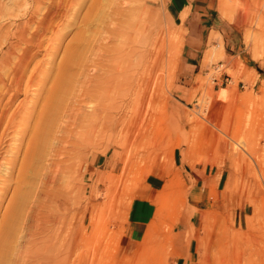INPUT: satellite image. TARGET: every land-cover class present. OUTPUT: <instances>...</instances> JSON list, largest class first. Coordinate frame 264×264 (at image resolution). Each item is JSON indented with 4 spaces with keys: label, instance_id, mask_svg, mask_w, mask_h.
<instances>
[{
    "label": "rangeland",
    "instance_id": "374dc122",
    "mask_svg": "<svg viewBox=\"0 0 264 264\" xmlns=\"http://www.w3.org/2000/svg\"><path fill=\"white\" fill-rule=\"evenodd\" d=\"M263 14L264 0H217L215 27L191 44L166 0H0V74L14 48L33 52L30 89L0 82V237L16 217L0 264H264ZM98 62L120 84L117 99L103 85L106 119L117 114L61 157L50 137L20 188L56 76L78 79L64 83L70 106Z\"/></svg>",
    "mask_w": 264,
    "mask_h": 264
},
{
    "label": "bare ground",
    "instance_id": "6f19581e",
    "mask_svg": "<svg viewBox=\"0 0 264 264\" xmlns=\"http://www.w3.org/2000/svg\"><path fill=\"white\" fill-rule=\"evenodd\" d=\"M121 2V1H120ZM120 2H118L117 4H119ZM116 4V5H117ZM127 5V4H126ZM117 12V11H116ZM115 15V13H114ZM118 15V14H117ZM112 16V15H110ZM261 16V15H260ZM264 16V14L262 15ZM112 18V17H111ZM116 19V18H115ZM119 19V18H118ZM258 19V18H257ZM109 20V19H108ZM112 20V19H110ZM119 21V20H118ZM113 22V21H112ZM41 26V25H40ZM38 33V32H37ZM36 33V34H37ZM113 35V37H116V29L111 31L110 35ZM127 34V33H126ZM108 35V34H107ZM24 39V37H22ZM30 38V37H29ZM28 38V39H29ZM42 37L38 38V35H35L31 38V40H29L26 44L31 48H38L41 47L42 45ZM101 38V37H100ZM27 40V39H26ZM100 40V39H99ZM26 42V41H25ZM24 42V43H25ZM76 42V41H75ZM81 42V41H80ZM100 42V41H99ZM22 43V42H21ZM135 44V43H134ZM17 46V45H16ZM97 46V45H96ZM95 47V46H94ZM106 48V47H105ZM105 48L99 44L97 47V52L94 53L96 55V59L98 58V61H101L102 56H101V51L102 49L105 50ZM76 49V48H75ZM81 49V48H80ZM95 50V49H93ZM9 51V50H8ZM160 52V51H159ZM163 52V51H161ZM69 53V50H68ZM82 53V51H81ZM93 52H91L92 54ZM32 50L29 49L28 47L26 49H24L21 54L18 56H16V52H15V48L10 51V53L8 54V58H4L5 60H3L4 65H8L11 64L10 62L12 61L11 59L14 58L16 61L14 62V71L11 75V77H9V73L8 75H4L0 76V82H2L1 80H3L5 77L10 78L11 82H10V86L11 89L13 90H17L20 89V87L22 86V84L24 82H26L25 79H28V81L26 82V86L25 88L30 89V84L32 82V76H27V69L29 68V64L30 61L32 59ZM71 54V53H69ZM159 55V53H158ZM161 55V53H160ZM165 55V54H164ZM71 56V55H70ZM127 56V55H126ZM10 57V58H9ZM164 57V56H163ZM73 58V57H72ZM2 60V59H1ZM115 60V59H114ZM113 60V61H114ZM162 60V59H161ZM160 60V62H161ZM66 61H64V63L62 64L61 67H64ZM77 62V61H76ZM112 62V61H111ZM75 63V62H74ZM73 63V64H74ZM67 64V63H66ZM72 64V63H71ZM160 64V63H159ZM68 65V64H67ZM66 65V66H67ZM149 65V64H148ZM74 66V65H72ZM71 66V67H72ZM77 66V65H75ZM74 66V67H75ZM150 66V65H149ZM5 68V67H4ZM12 68V67H10ZM96 68L98 69V75H95V77L93 76L92 78L90 76L85 75L82 78L83 81L81 82V86L78 89V92L74 95L73 99L74 102L72 101V105L68 106L64 105V97L68 96V92L65 88L64 84L65 82H71L73 80V78L68 79L65 77V71H61L60 73H58V75L55 78L54 83L51 85V88L48 91V96L46 99H44V103L42 105V109L39 113V117L37 119L36 122V126H35V133L34 137L32 139V146L30 149V153L28 156V162L26 164H24V172H22L20 178L18 177V185L21 186L25 185L26 182H28L29 178L27 177V173L29 172L28 167L32 165V163H34L35 161H38V159H40L41 155H42V150L45 146H47L49 143V138L54 136V135H59L58 139H55V143L52 144L51 148L53 152V156L54 157H61L63 155H66L67 153H69L68 150V146H66L67 144H70L71 139L74 137V135L77 133L78 134V130L79 129H84L83 130V134L82 135H88V134H93L94 136L98 137L100 136V138L102 137L104 130L107 125V122L112 121L113 118L115 117L114 114H117V111H110L109 115H108V119H106V104H104V95L105 93H107L106 91L104 92L103 88H104V84L107 83L106 79L102 78V74L100 73L102 70V64L98 62V64H96ZM61 69V68H60ZM72 69V68H71ZM125 69V68H124ZM8 70V69H7ZM65 70H67V68L65 67ZM3 71V70H2ZM11 71V70H10ZM32 71V70H31ZM157 71V70H156ZM68 72V71H67ZM70 72V71H69ZM1 73V72H0ZM6 73V72H5ZM11 73V72H10ZM31 73V72H30ZM75 74V72H73ZM119 73V72H118ZM147 73V72H145ZM33 74V72H32ZM71 74V73H70ZM72 74V75H74ZM120 74V73H119ZM148 74V73H147ZM150 74V73H149ZM110 75V74H109ZM122 75V74H120ZM71 76V75H70ZM76 76V74H75ZM78 76V75H77ZM105 76V75H104ZM103 76V77H104ZM115 76V75H114ZM35 77V76H34ZM87 77H90V79L88 80ZM111 77V75H110ZM159 77V76H158ZM38 78V77H37ZM76 78V77H74ZM144 78V77H143ZM147 78V76H146ZM87 79V80H85ZM117 79L115 78H111L109 80V82L111 84L114 85V87L109 90V94L111 95V97L116 98L117 95V91H118V87L119 86L116 84ZM120 79V78H119ZM157 79V78H156ZM6 80V79H5ZM78 80V79H77ZM73 82L76 83V81ZM7 81V80H6ZM119 81V80H118ZM143 81V80H142ZM148 81V80H147ZM34 82V81H33ZM94 82V83H93ZM108 82V83H109ZM149 81L147 83V88L150 85ZM94 85V88L91 87V84ZM107 83V84H108ZM118 83V82H117ZM33 84V83H32ZM70 84V83H69ZM125 84V83H124ZM123 84V85H124ZM138 84V83H137ZM1 85V84H0ZM122 85V84H121ZM72 86V85H71ZM3 87V86H0ZM6 87V86H5ZM33 87V86H32ZM68 87V86H67ZM128 87V86H126ZM144 87V86H143ZM111 88V87H109ZM123 88V87H122ZM142 88V87H141ZM70 89V88H69ZM4 90V89H3ZM7 90V89H6ZM28 90V89H27ZM120 90V89H119ZM9 91V90H8ZM7 91V93H8ZM26 91V90H25ZM70 91V90H69ZM3 92V91H2ZM144 92V91H143ZM108 94V97H109ZM143 95V94H142ZM3 96H6L5 94ZM106 96V95H105ZM11 97V96H10ZM3 98V97H2ZM108 99V98H107ZM117 99V98H116ZM3 100V99H1ZM9 100V99H8ZM111 100V99H110ZM108 100V101H110ZM113 100V99H112ZM95 102L96 103V107H94L93 112L91 115H85V109L88 108V105ZM105 102H106V98H105ZM148 102V101H147ZM94 104V103H93ZM106 105V106H105ZM141 106V105H140ZM5 110V109H4ZM3 110V111H4ZM15 113V112H14ZM30 113V112H29ZM17 115V114H16ZM85 115V116H84ZM6 116V115H5ZM87 116H92V121L90 122V119L85 120V118ZM18 117V116H17ZM5 119V118H4ZM15 120V119H14ZM2 119L0 120V124L2 123ZM12 122V123H11ZM17 122V119H16ZM86 122H89L86 125ZM9 123H11V126H13V118H10ZM15 123V122H14ZM10 126V124H8V127ZM134 126V125H133ZM14 127V126H13ZM85 127V128H84ZM10 128V127H9ZM133 128V127H132ZM132 128L129 129V132H131ZM23 130V129H21ZM3 135V134H2ZM104 137V136H103ZM82 140V139H81ZM103 140V139H102ZM90 142V141H89ZM27 157V156H26ZM55 160V159H54ZM53 161V160H52ZM13 163V162H12ZM56 166V165H55ZM58 166V165H57ZM28 169V170H27ZM27 170V172H26ZM51 173V172H50ZM51 175V174H50ZM47 177V176H46ZM57 178V177H56ZM56 178L54 177H49L48 178V182H53L56 180ZM26 196V193H20L19 195H16L15 198L16 200H20L19 202L21 203V201H23V198ZM20 211V210H19ZM17 212V211H16ZM20 213V212H18ZM17 214V213H16ZM15 214V215H16ZM18 215V214H17ZM16 215V216H17ZM16 218V217H15ZM15 218L10 219L9 220V224H7V226H5V233H3V235H1L0 237V262L2 259V256H5V253L7 252V249H10V245L9 242L11 241V239H13L14 235H15V226H12V221L15 220ZM34 220V218H33ZM4 232V231H3Z\"/></svg>",
    "mask_w": 264,
    "mask_h": 264
},
{
    "label": "crops",
    "instance_id": "0c3cea01",
    "mask_svg": "<svg viewBox=\"0 0 264 264\" xmlns=\"http://www.w3.org/2000/svg\"><path fill=\"white\" fill-rule=\"evenodd\" d=\"M168 10L176 20L181 19L186 13V26L190 29L191 44H199L203 40V34L209 29H213L218 20L216 15L217 0H166ZM201 32V33H200ZM214 39V35L211 37ZM195 48V47H194ZM191 59L197 57L196 51H191ZM195 68L194 64H189Z\"/></svg>",
    "mask_w": 264,
    "mask_h": 264
}]
</instances>
